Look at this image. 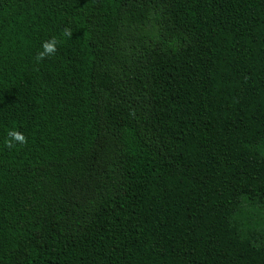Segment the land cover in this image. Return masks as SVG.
<instances>
[{
	"label": "trees",
	"instance_id": "trees-1",
	"mask_svg": "<svg viewBox=\"0 0 264 264\" xmlns=\"http://www.w3.org/2000/svg\"><path fill=\"white\" fill-rule=\"evenodd\" d=\"M0 264H264V0H0Z\"/></svg>",
	"mask_w": 264,
	"mask_h": 264
},
{
	"label": "clouds",
	"instance_id": "clouds-1",
	"mask_svg": "<svg viewBox=\"0 0 264 264\" xmlns=\"http://www.w3.org/2000/svg\"><path fill=\"white\" fill-rule=\"evenodd\" d=\"M63 34L69 37L72 36L71 30L68 28L64 29ZM58 43L59 41L55 37L44 41L41 46L42 51L37 53V61H43L45 58L55 55V53L57 52ZM7 137L8 138L5 140V145L9 149H12L17 144L26 145L28 142L27 137L16 129L9 130L7 133Z\"/></svg>",
	"mask_w": 264,
	"mask_h": 264
}]
</instances>
